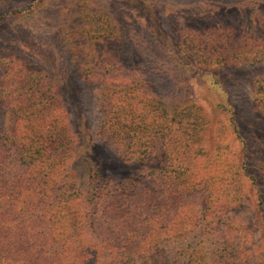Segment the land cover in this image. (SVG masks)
Here are the masks:
<instances>
[{
    "label": "trees",
    "instance_id": "1",
    "mask_svg": "<svg viewBox=\"0 0 264 264\" xmlns=\"http://www.w3.org/2000/svg\"><path fill=\"white\" fill-rule=\"evenodd\" d=\"M229 8L221 6L212 16L202 17L201 20L208 19L204 32L217 36L222 31L220 27L235 28V23L227 22L233 16L239 19L237 10ZM259 12L257 9L255 17L250 15L245 21L255 33L247 57L243 49L235 51L231 46L212 50L213 43L209 51L204 49L200 55L222 58V63L240 59L239 63L245 65L264 64V9ZM198 15L192 14L189 20ZM212 17H221L226 23L212 25ZM185 21L184 16L179 17V27ZM102 29L110 33L107 27ZM187 30L193 32L191 28ZM150 36L149 48L162 53V45L153 34ZM107 42L106 36H101L93 44ZM180 42L184 48L182 37ZM135 51L132 50V58L136 57ZM100 65L108 66L107 63ZM111 67L118 68L117 64ZM139 82L133 80L110 87V91H117L116 106L97 104L101 120L92 137L100 142H93L92 148L97 147L100 158H95L85 170L87 181L92 184L90 227L84 223L85 212L77 203L80 189L76 182L81 178L72 169L77 150L66 124L57 123L51 103L13 106L8 102L3 114L6 121L0 124V264L135 262L156 253L154 246L160 230L170 239L186 235L192 225L214 227L230 220L226 212L235 205L243 202L250 208L253 196L257 201L253 220L258 228L264 209V147L260 145L264 139L242 131L237 121L240 118L232 113L229 125L238 154L231 156L232 162L230 159L219 161L218 153L227 144L221 147L219 143L221 128L217 127V115L208 120L200 108L188 119L175 109L168 112L163 108L153 114L142 101ZM37 89L40 91H35L34 97L38 99L54 96L52 91L45 94L40 87ZM79 90H76L78 98L82 93ZM252 95L256 113L264 118V77L253 81ZM95 96L99 103L103 97L101 91ZM202 141L213 144L211 151L201 145ZM211 152L217 156L203 164L202 158L206 154L212 158ZM126 165L139 166L145 173L132 175L126 171ZM260 226L264 225L260 222ZM88 230H92V238ZM231 236H197L204 242L202 246L207 244L206 258L197 256L202 251H196L199 247L195 246L191 253L198 263L185 259L188 255L184 253L180 262L255 264L253 256L255 249L261 248V239L256 244L248 234ZM214 249L217 250L213 252ZM211 257L218 260L210 263ZM261 264H264V254Z\"/></svg>",
    "mask_w": 264,
    "mask_h": 264
},
{
    "label": "rangeland",
    "instance_id": "2",
    "mask_svg": "<svg viewBox=\"0 0 264 264\" xmlns=\"http://www.w3.org/2000/svg\"><path fill=\"white\" fill-rule=\"evenodd\" d=\"M221 6L237 10L239 19L233 16L227 22L235 23V28L220 27L222 31L217 32V36L204 32L208 19L201 18L212 16ZM257 9L262 13L264 0H0V124L6 121L3 114L8 102L13 106L53 105L52 114L57 123H65L70 138L75 141L77 153L71 168L81 178L76 182L80 189L77 203L85 212L84 223L90 227L92 184L87 181L85 170L92 166L95 158H100L97 147L92 148L93 142H100L92 137L101 120L98 105L116 106L119 102L117 91H110V87L140 81L142 101L153 114L163 108L168 112L175 109L188 119L200 108L208 120L217 115V127L221 128L219 143L221 147L227 144L218 153L219 161L230 159L232 162L231 156L238 154L229 125L232 113L241 119L237 121L242 131L253 138L264 139V118L256 113L252 95L253 81L264 77V64L245 65L239 63L240 59L222 63V58L200 55L204 49L209 51L213 43L212 50L231 46L235 51L243 49L247 57L255 33L245 21L250 15L254 18ZM192 14L199 15L191 21ZM182 16L186 21L179 27L177 21ZM210 21L212 25L226 23L221 17ZM104 27L110 33H106ZM189 28L193 32H188ZM151 34L164 48L162 53L149 48ZM101 36H106L108 42L94 45V40ZM132 50H137L135 58H132ZM105 63L108 66L100 65ZM208 63L215 64L208 66ZM115 64L118 68L111 67ZM37 87L45 94L52 91L54 96L34 97V92L40 91ZM78 88L82 91L80 98ZM100 91L103 97L96 103L95 93ZM201 145L210 151L213 146L203 141ZM260 145L264 147V142ZM109 148L119 158L115 148L111 145ZM207 156L202 158L203 164L212 162L217 155L211 152L212 158ZM125 168L132 175L145 173L136 165ZM256 203L253 196L250 208L242 202L226 212L229 221L208 228L201 227L202 224L192 225L184 236L166 239L160 230L154 246L156 253L127 264H182L183 253L188 255L185 259L198 263L191 249L198 246L196 251L202 253L197 256L206 258L204 247L207 244L202 246L204 242L197 238L201 234L220 238L226 234L231 237L248 234L256 244L261 239V248L255 249L253 256L255 264H261L264 226L261 228L260 222L264 225V209L260 214L263 221L260 220L257 228L253 220ZM88 232L92 238V230ZM211 258L210 263L218 260Z\"/></svg>",
    "mask_w": 264,
    "mask_h": 264
}]
</instances>
